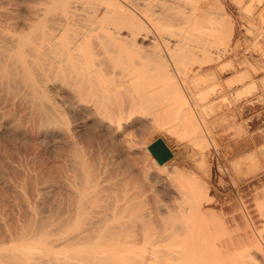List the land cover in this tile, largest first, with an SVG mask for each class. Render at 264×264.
Segmentation results:
<instances>
[{
    "label": "bare ground",
    "instance_id": "1",
    "mask_svg": "<svg viewBox=\"0 0 264 264\" xmlns=\"http://www.w3.org/2000/svg\"><path fill=\"white\" fill-rule=\"evenodd\" d=\"M39 2L30 4V17L21 20L2 18L0 10V131L20 129L23 124L13 116L20 106L33 115L30 123L36 124L37 117L39 138L62 160L60 190L46 183L32 190L24 173L18 181L23 194L19 205L0 209V264H264V226L255 225L248 209L242 214L244 224L236 223L235 229L225 225L217 238L210 229L191 225L193 219L221 216L206 208L212 204L208 186L187 178V171L182 184L170 189L173 203L156 204L154 215L144 213L141 221L111 223L120 218L117 208L127 209L131 200L121 207L124 202L118 206L116 199L109 209L101 198L108 176L100 150L117 135L126 139L129 118L154 121L166 113L167 105L153 103L180 92L174 78L181 77L178 71L187 61L225 56L212 49L213 41L225 37L224 27L207 21L203 7L181 9L177 0ZM252 87L238 90L237 97ZM61 101L68 113L80 116L72 127L59 110ZM197 123L193 120L191 126L198 130ZM153 221L158 227L150 232L146 228Z\"/></svg>",
    "mask_w": 264,
    "mask_h": 264
},
{
    "label": "rangeland",
    "instance_id": "2",
    "mask_svg": "<svg viewBox=\"0 0 264 264\" xmlns=\"http://www.w3.org/2000/svg\"><path fill=\"white\" fill-rule=\"evenodd\" d=\"M37 2L39 0H1L0 10L3 7V12L6 13H3L2 18L6 16L12 20L29 18V8ZM177 2H181V5L179 6ZM177 2H174L177 3L175 6H183L181 9L203 7L207 21L215 23L219 28L224 27L225 37L213 41L212 49L225 51L226 55H221L218 60L207 58L202 63L187 61L180 68L185 75L178 71L181 77L177 75L174 78L180 84V92L169 94L168 97L162 96L161 98L165 100L160 98L153 103L157 104L156 106L167 105L166 113L160 115L158 113L154 121L141 117L138 120L129 118L127 129H124L128 131V134L125 133L126 139L124 140L122 133L112 138L105 147L102 146L103 149L100 150L102 153L99 152L98 157L100 156L99 160L103 158L101 160L103 166L104 161L106 162V177L108 176L105 188L108 190L104 191L105 196H101L106 203L104 207L112 208L114 200V205L118 201V206L124 202L121 205L123 207L126 201L131 200L133 202L129 201L130 206H126L127 209L124 207L125 211L123 208L119 207L121 210L117 208V216L120 215L118 216L120 218L111 223L117 224L122 221L128 225L135 218L133 221H141L144 218L142 215L147 212L155 213L158 207L156 204L169 200L173 203L170 189L179 187V183L182 184L188 176L190 180L200 181L208 186L212 204H206V208L214 209L221 216L204 221L193 219L190 223L194 228L203 229L204 232L210 229L214 238H217L225 225L235 229L236 223L244 224L242 217L244 209L251 212L255 225L263 228L264 219L260 215L262 209H259L257 203L258 200L259 203H264V0H177ZM176 8L172 11H177ZM182 74L185 77H182ZM180 78L183 81H179ZM249 85H253L250 91L237 97L238 90ZM63 105L61 101L59 110L63 111L62 116L65 115L63 118L66 122H71L72 127L75 121L80 120V116L68 113L70 112L68 106ZM23 108L24 106H20L14 110L15 113L13 112L16 121L23 124L20 129L0 131V170H4L5 175L3 182L0 181V209L5 206L8 211L16 208L22 200L23 194L18 184L27 174L30 176L29 187L32 190L36 185L45 183L53 185L56 192L60 190L58 179L62 160L58 155L56 158V154L39 138L37 117L35 116L36 124L30 123L33 115L28 114ZM20 112L25 114L21 115ZM151 115L153 116L152 113ZM193 120L200 124L199 131L191 126ZM30 124H33L32 127ZM131 133L132 137H129L133 142H130L128 137ZM126 140H129V145ZM186 171L193 173L191 175L194 178ZM184 172L188 175L186 176ZM37 175L38 177H35ZM6 178L8 182L5 181ZM170 181L175 184L179 182L178 186L171 184ZM53 182H58V185ZM169 183L173 187H170ZM258 192L262 195H257ZM203 201L206 203L205 199ZM136 203H139L137 204L139 208L135 206ZM262 206L264 207V204ZM122 210L123 214L120 213ZM153 222L154 224H151ZM153 222L146 230L151 232L154 226L158 227L156 222Z\"/></svg>",
    "mask_w": 264,
    "mask_h": 264
}]
</instances>
